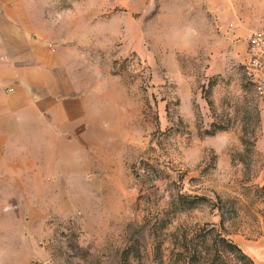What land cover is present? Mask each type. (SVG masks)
<instances>
[{
    "label": "rangeland",
    "instance_id": "1",
    "mask_svg": "<svg viewBox=\"0 0 264 264\" xmlns=\"http://www.w3.org/2000/svg\"><path fill=\"white\" fill-rule=\"evenodd\" d=\"M167 5L25 2L87 95L92 145L75 164L27 148L42 172L29 170L26 194L0 189V264H167L184 233L217 226L221 211L228 237L264 264V103L243 70L264 5L235 16L217 4L206 34L194 13L175 28Z\"/></svg>",
    "mask_w": 264,
    "mask_h": 264
},
{
    "label": "crops",
    "instance_id": "2",
    "mask_svg": "<svg viewBox=\"0 0 264 264\" xmlns=\"http://www.w3.org/2000/svg\"><path fill=\"white\" fill-rule=\"evenodd\" d=\"M26 1L0 0V189L5 195L26 194L29 170L42 172L43 158L38 151L28 155L30 145L50 147L58 163L69 164L81 161L79 155L89 154L85 148L92 145L87 95L43 46L31 21L42 20V13L25 9ZM241 3L264 5V0H167V17L176 18L173 26L181 30L194 13L206 34L216 27L217 4H227L237 16ZM249 13L244 17L253 16Z\"/></svg>",
    "mask_w": 264,
    "mask_h": 264
},
{
    "label": "trees",
    "instance_id": "3",
    "mask_svg": "<svg viewBox=\"0 0 264 264\" xmlns=\"http://www.w3.org/2000/svg\"><path fill=\"white\" fill-rule=\"evenodd\" d=\"M221 211L216 225L205 224L198 233H184L167 264H255L229 237ZM216 226V227H215ZM178 238V237H177Z\"/></svg>",
    "mask_w": 264,
    "mask_h": 264
},
{
    "label": "built area",
    "instance_id": "4",
    "mask_svg": "<svg viewBox=\"0 0 264 264\" xmlns=\"http://www.w3.org/2000/svg\"><path fill=\"white\" fill-rule=\"evenodd\" d=\"M231 26L232 24H229V27ZM243 70L255 96L264 103V28L249 33ZM7 90L12 91V88Z\"/></svg>",
    "mask_w": 264,
    "mask_h": 264
}]
</instances>
